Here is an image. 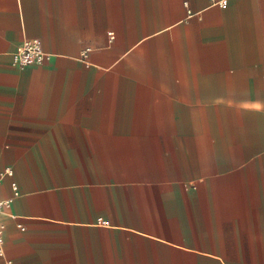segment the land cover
Instances as JSON below:
<instances>
[{
    "label": "crops",
    "instance_id": "crops-1",
    "mask_svg": "<svg viewBox=\"0 0 264 264\" xmlns=\"http://www.w3.org/2000/svg\"><path fill=\"white\" fill-rule=\"evenodd\" d=\"M225 1L0 0V264H264V0Z\"/></svg>",
    "mask_w": 264,
    "mask_h": 264
},
{
    "label": "built area",
    "instance_id": "built-area-1",
    "mask_svg": "<svg viewBox=\"0 0 264 264\" xmlns=\"http://www.w3.org/2000/svg\"><path fill=\"white\" fill-rule=\"evenodd\" d=\"M212 4H217L221 8L226 7L225 0H209ZM83 55H86L87 48L83 49ZM50 57V53L46 51L42 42L38 37H24L17 48L11 54V63L16 67H23L25 65L30 64H42ZM11 168L6 167L3 171H0V182L5 174H11ZM12 187L14 189V193H16V184L13 182ZM10 198L0 199V211L4 209V207L8 206L10 202ZM105 222V221H101ZM23 228L22 225H20ZM4 228V223L0 220V242L2 241V231ZM1 253V249H0Z\"/></svg>",
    "mask_w": 264,
    "mask_h": 264
},
{
    "label": "bare ground",
    "instance_id": "bare-ground-1",
    "mask_svg": "<svg viewBox=\"0 0 264 264\" xmlns=\"http://www.w3.org/2000/svg\"><path fill=\"white\" fill-rule=\"evenodd\" d=\"M82 56V55H81Z\"/></svg>",
    "mask_w": 264,
    "mask_h": 264
}]
</instances>
